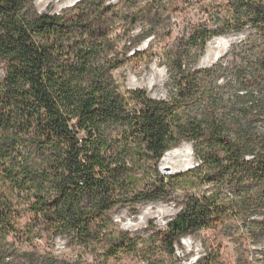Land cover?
Wrapping results in <instances>:
<instances>
[{
	"label": "trees",
	"instance_id": "16d2710c",
	"mask_svg": "<svg viewBox=\"0 0 264 264\" xmlns=\"http://www.w3.org/2000/svg\"><path fill=\"white\" fill-rule=\"evenodd\" d=\"M103 6L54 14L0 0V264H89L14 243L41 233L97 264H177L181 238L224 222L242 223L264 264V0H206L205 22L165 53L167 99L117 82L153 32L134 35L132 17L107 28L85 12L101 19ZM232 33L242 38L199 67L207 43ZM182 143L195 166L162 174L164 154ZM180 192L165 230L132 236L110 217Z\"/></svg>",
	"mask_w": 264,
	"mask_h": 264
},
{
	"label": "rangeland",
	"instance_id": "374dc122",
	"mask_svg": "<svg viewBox=\"0 0 264 264\" xmlns=\"http://www.w3.org/2000/svg\"><path fill=\"white\" fill-rule=\"evenodd\" d=\"M91 0H34L39 12L60 13L79 2ZM206 0H104L103 15L98 17L94 8L86 7L85 12L107 28L122 24L124 17L134 18L133 34L153 32L134 52L132 59L114 72V77L123 89H144L154 99H167L169 95L168 73L165 53L175 47L178 40L187 37L193 27L205 22L203 10ZM242 34L232 33L210 40L198 60L199 67H210L222 57L229 47L239 41ZM2 73L0 72V78ZM196 162L191 146L182 143L164 154L159 170L164 175L184 173ZM205 188L197 189L200 194ZM183 206L181 192L168 200L143 203L139 206H120L110 213L115 226L132 236L144 237L148 228L165 230L167 223L176 216ZM153 224V225H151ZM240 222H224L212 229L202 230L184 236L175 246L177 264H261L259 250L246 237ZM19 249H37L40 252L74 260L81 256L84 262L97 264L86 251L69 246L61 236L41 233L28 242L15 241ZM112 264H145L130 257H121Z\"/></svg>",
	"mask_w": 264,
	"mask_h": 264
}]
</instances>
